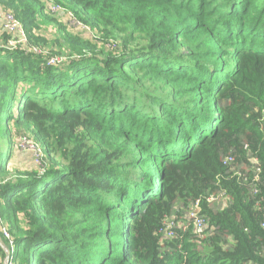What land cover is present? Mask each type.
Wrapping results in <instances>:
<instances>
[{
	"label": "trees",
	"instance_id": "obj_1",
	"mask_svg": "<svg viewBox=\"0 0 264 264\" xmlns=\"http://www.w3.org/2000/svg\"><path fill=\"white\" fill-rule=\"evenodd\" d=\"M0 10L57 48H0V217L16 264H264V0ZM23 136L41 147L40 169ZM219 191L229 201L216 209L206 197ZM197 200L204 231L185 219Z\"/></svg>",
	"mask_w": 264,
	"mask_h": 264
},
{
	"label": "built area",
	"instance_id": "obj_2",
	"mask_svg": "<svg viewBox=\"0 0 264 264\" xmlns=\"http://www.w3.org/2000/svg\"><path fill=\"white\" fill-rule=\"evenodd\" d=\"M49 11L59 17L60 20L63 19V21L68 22L69 25L76 27L80 31H83L85 33L91 34V36L95 35L91 32L89 27L85 25L84 23H81V21L77 20L75 17L72 16V14L68 11H65L60 5H51L49 7ZM2 31L10 36V39L6 43L0 42V48H5L8 50H16L19 49L23 51L26 54H33V55H39L41 53V50L38 49L39 47L33 46L26 33V30L24 28V25L16 18V16L11 13L7 12L4 16V21L2 25ZM59 59L54 58L51 60V63H54L55 61H58ZM19 147L25 151V149H29L31 151L33 158L35 159V163L39 164L38 166L43 167L42 158L44 157L41 147L36 144L35 142L31 141L28 137L23 136L19 139ZM251 159V170H254V177L252 179L253 184L260 181V168L258 167L257 160L255 158ZM234 161V158L232 156L225 158V164H231ZM206 201L210 205H215L216 202L219 201H225L227 203L229 201V196L225 191H219L216 193L211 194L209 197H206ZM187 225L190 223L195 225V229L197 231H202L204 227L207 225V216L203 213V207L200 200H197L193 203L192 209L187 212L186 217ZM4 220L0 217V228L3 231L4 235L8 240H10V248L14 249V244L11 241V238L9 234L7 233L5 227H4ZM179 225H185L186 223H180ZM176 227L175 224L171 223L168 228ZM172 232L167 234V236H171ZM6 264H13L11 255L9 259L7 260Z\"/></svg>",
	"mask_w": 264,
	"mask_h": 264
},
{
	"label": "rangeland",
	"instance_id": "obj_3",
	"mask_svg": "<svg viewBox=\"0 0 264 264\" xmlns=\"http://www.w3.org/2000/svg\"><path fill=\"white\" fill-rule=\"evenodd\" d=\"M65 11H68L65 7H63L62 5H60ZM71 26V25H70ZM73 29H76L78 31H80L79 29H77L76 27H73L71 26ZM46 34V33H45ZM88 35H91L89 33H87ZM95 35L97 36V34L95 33ZM96 36H90L92 37V39L94 41H100L101 40V37L99 40L96 39ZM101 42V41H100ZM33 46H36V47H39L38 49L41 50V53L39 55H42V54H50L52 51L53 52H57V48H54L52 47V44L51 45H48V46H42V45H39V44H35V43H31ZM104 43H100V45H103ZM21 149V148H20ZM25 152L26 153H31V151H29V149H25ZM17 160L19 161V156L15 155L14 157H12V161H11V164L13 166H15L17 163ZM34 163H35V159H34ZM36 167L37 168H41L40 166H38L39 164H36ZM20 167L23 168V170H26V169H30V168H34V167H30V158L27 157V156H24V159L23 161L21 162L20 164ZM225 205V201H219V202H216L215 204V207L216 209L217 208H222L223 206ZM4 227L7 231V224L5 223L4 221ZM207 225L204 227V229L202 231H204L206 229ZM0 231L3 233V231L1 230L0 228ZM0 248L3 250L2 252H0V264H6L7 260L9 259L10 255L14 252V249L12 250L10 248V245H6L5 244V241L1 238L0 236ZM12 258V262L13 264H16V262L13 260V257L11 256Z\"/></svg>",
	"mask_w": 264,
	"mask_h": 264
},
{
	"label": "crops",
	"instance_id": "obj_4",
	"mask_svg": "<svg viewBox=\"0 0 264 264\" xmlns=\"http://www.w3.org/2000/svg\"><path fill=\"white\" fill-rule=\"evenodd\" d=\"M4 16H5V13L0 10V32L2 31Z\"/></svg>",
	"mask_w": 264,
	"mask_h": 264
}]
</instances>
